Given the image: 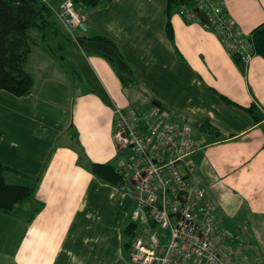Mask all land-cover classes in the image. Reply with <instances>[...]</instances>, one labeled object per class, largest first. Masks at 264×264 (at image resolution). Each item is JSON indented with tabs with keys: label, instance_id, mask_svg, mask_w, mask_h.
<instances>
[{
	"label": "crops",
	"instance_id": "0c3cea01",
	"mask_svg": "<svg viewBox=\"0 0 264 264\" xmlns=\"http://www.w3.org/2000/svg\"><path fill=\"white\" fill-rule=\"evenodd\" d=\"M225 1L242 34L264 22V0ZM166 5L113 0L88 11L87 29H78L115 42L134 76L130 84L105 56L75 47L69 57L86 88L64 73L35 82L27 96L0 90V160L18 171L5 179L29 185L26 175L40 176L32 222L23 207L12 216L0 211V264H133L125 245L126 227H140L133 181L117 186L88 169V160L130 158L115 138L117 108L140 117L160 109L176 125L192 126L199 147L178 163L180 171L204 190L237 262L264 264V120L247 110L264 114V58L256 54L245 67L213 31L178 13L169 34Z\"/></svg>",
	"mask_w": 264,
	"mask_h": 264
},
{
	"label": "built area",
	"instance_id": "2783aa9c",
	"mask_svg": "<svg viewBox=\"0 0 264 264\" xmlns=\"http://www.w3.org/2000/svg\"><path fill=\"white\" fill-rule=\"evenodd\" d=\"M205 22L196 9L178 12L188 22H199L213 31L221 44L247 67L255 51L248 35L242 34L229 15L225 0H196ZM57 19L75 37L74 29L86 30V23L72 0L53 7ZM115 138L120 150L130 149L128 161L118 163L124 177L133 181L138 195L133 212L136 228L130 242L133 264H240L226 242L214 207L205 201V192L187 180L178 163L199 147L193 128L178 126L163 118L159 109L140 117L134 111L116 110ZM203 217H198V211ZM168 231V239L155 229Z\"/></svg>",
	"mask_w": 264,
	"mask_h": 264
},
{
	"label": "trees",
	"instance_id": "16d2710c",
	"mask_svg": "<svg viewBox=\"0 0 264 264\" xmlns=\"http://www.w3.org/2000/svg\"><path fill=\"white\" fill-rule=\"evenodd\" d=\"M63 1L65 0H0V90L7 91L17 97L27 96L33 92L35 83L25 68L32 52L29 41L31 38L30 29L36 31V36L40 38L39 44L44 50L54 54L59 53L63 56L65 64L68 59L72 62V65L65 69V73L73 86L83 89L87 87L83 74L69 57L70 49L79 47L77 42L80 44L79 48H82L84 52H94L105 56L127 85L131 83L134 76L129 64L113 40L103 35L91 37L80 33L75 38L76 36L73 37L61 24L53 7H59ZM72 1L84 20L88 11L101 5H108L113 0ZM166 3L167 30L172 35L170 27L172 16L183 7L196 9L197 2L196 0H166ZM248 38L253 44L255 54L264 58V22L258 25L248 35ZM33 42L35 41L33 40ZM234 58L237 62H241L237 56ZM247 110L256 122L264 120V114L259 113L255 107H250ZM203 129H206V125ZM208 129L221 136L216 128L210 126ZM88 169L103 182L117 186L125 182V177L119 171L118 164H100L88 160ZM9 170L18 172L17 169L0 160V211L12 216L15 210L23 207L25 208V212H23L25 218L23 219L30 223L39 212V205L33 197L39 186L40 176L26 175L31 181L29 185L9 183L5 179V172ZM136 228V223L126 227L125 235L128 237V242L125 245L130 244Z\"/></svg>",
	"mask_w": 264,
	"mask_h": 264
},
{
	"label": "rangeland",
	"instance_id": "374dc122",
	"mask_svg": "<svg viewBox=\"0 0 264 264\" xmlns=\"http://www.w3.org/2000/svg\"><path fill=\"white\" fill-rule=\"evenodd\" d=\"M87 28V27H86ZM75 32V38H77V35H79V30L74 29ZM29 35H31V38H29L32 52L29 55L28 61L25 64V68L28 71V73L32 76L34 83L38 82L44 78V77H60L65 73V69L72 65V62L68 61L66 64L63 60V56H61L59 53L54 54L51 52H48L42 48V46L39 44L40 38L36 36V31L34 29H30ZM33 38V39H32ZM33 40L35 42H33ZM78 46L80 47V44L77 42ZM129 87L127 88V91L129 92ZM152 106V102L148 104V106ZM142 110H145V106L141 104ZM146 110L142 113H145ZM146 114V113H145ZM139 226H142L141 223H139ZM160 236L162 237V243L165 244L168 239V231L156 227L155 228ZM229 245V242H226Z\"/></svg>",
	"mask_w": 264,
	"mask_h": 264
},
{
	"label": "water",
	"instance_id": "95a60500",
	"mask_svg": "<svg viewBox=\"0 0 264 264\" xmlns=\"http://www.w3.org/2000/svg\"><path fill=\"white\" fill-rule=\"evenodd\" d=\"M196 11L199 12V16L201 17V19H202L203 21H205V22L208 21V18H207L206 14H205L204 12H200L199 9H196Z\"/></svg>",
	"mask_w": 264,
	"mask_h": 264
}]
</instances>
